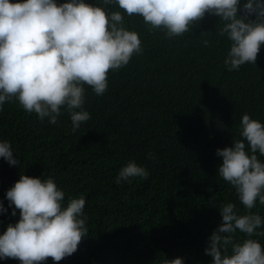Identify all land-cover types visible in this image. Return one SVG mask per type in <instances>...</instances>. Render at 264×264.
<instances>
[{
  "label": "trees",
  "instance_id": "16d2710c",
  "mask_svg": "<svg viewBox=\"0 0 264 264\" xmlns=\"http://www.w3.org/2000/svg\"><path fill=\"white\" fill-rule=\"evenodd\" d=\"M0 264H264V0H0Z\"/></svg>",
  "mask_w": 264,
  "mask_h": 264
}]
</instances>
